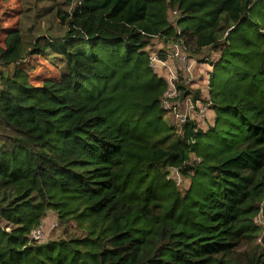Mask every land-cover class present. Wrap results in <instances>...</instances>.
<instances>
[{
    "label": "trees",
    "instance_id": "trees-1",
    "mask_svg": "<svg viewBox=\"0 0 264 264\" xmlns=\"http://www.w3.org/2000/svg\"><path fill=\"white\" fill-rule=\"evenodd\" d=\"M57 1L92 55L36 85L26 61L57 42L0 41V264H264V0ZM156 40L211 66L207 129L171 123Z\"/></svg>",
    "mask_w": 264,
    "mask_h": 264
},
{
    "label": "rangeland",
    "instance_id": "rangeland-1",
    "mask_svg": "<svg viewBox=\"0 0 264 264\" xmlns=\"http://www.w3.org/2000/svg\"><path fill=\"white\" fill-rule=\"evenodd\" d=\"M57 3L59 4L60 1L7 0L3 2L0 11V41L3 46L8 32L19 27L26 34V48L28 42H34V39L42 36L51 37L50 41L57 42L55 47L47 46L44 56H34L26 61L25 68L29 70L36 85H39L44 78L59 77L62 74L66 66L64 67L61 63L63 59L61 52H64L65 49H70L71 52L92 55L91 46L86 40L81 39L77 43H70V41L62 39L66 35L67 29L62 27L63 25L55 15L57 9L54 8V5H57ZM171 21L176 24V13L171 15ZM47 41V39H42L41 43L45 45ZM179 49H181L180 46H166L159 40L155 41L152 48L154 59H156L154 69L159 76L164 77L170 84L171 92H168L164 105L170 111L171 123L181 125L178 115H188L189 117H195L194 121L198 122L199 127L207 129L209 120L213 117V112L209 110L205 117L198 116L199 109H190V103L194 102L193 98L182 99L177 90L176 82L180 81L188 90L194 93L200 91L202 96L201 105H205L209 97V75L212 68L210 65L191 57H189V64L184 65L179 60ZM159 50L166 51L167 59L165 61H161L157 56ZM204 55L211 60L218 59V55L209 50H206ZM174 92L177 94H174ZM171 175L174 178L177 177V173L172 172ZM180 177L182 178L181 175ZM178 182L179 188L183 192L190 187L189 180L182 178V181L178 180ZM58 222L57 214L52 211L48 212V217L44 220L43 225L36 231V237L40 238L39 243L48 242L61 233ZM259 223L264 227V219L261 218ZM261 240L262 243L260 241L258 243L264 244V231Z\"/></svg>",
    "mask_w": 264,
    "mask_h": 264
},
{
    "label": "built area",
    "instance_id": "built-area-1",
    "mask_svg": "<svg viewBox=\"0 0 264 264\" xmlns=\"http://www.w3.org/2000/svg\"><path fill=\"white\" fill-rule=\"evenodd\" d=\"M177 54V53H176ZM178 56H179V60H180V62H182L184 65H188L189 64V56L185 53V51H184V49H179V51H178ZM156 59H154V57H153V59H152V65H153V67H154V61H155ZM173 80H175V79H173ZM171 92V89L169 88V90L167 91V93H166V95H165V98H167V94H168V92ZM179 92V91H178ZM174 94H177L176 92H174ZM179 94H180V92H179ZM166 101V100H165ZM165 101L163 102V103H165ZM210 105H211V103L210 102H208V103H206L205 105H201V101H197V102H191L190 103V109L191 110H194V109H199V112L197 113V115L198 116H200V117H205V115H206V113H207V111L209 110V108H210ZM165 106V105H164ZM166 108V107H165ZM178 118L180 119V123L181 124H185V123H187V121L190 119V120H194V118L195 117H193V116H191V117H189L188 115H178ZM179 121V120H178ZM179 179H181V177H179ZM37 231V230H36ZM36 231L33 233V239L34 240H36V241H39V237H36L37 235H36Z\"/></svg>",
    "mask_w": 264,
    "mask_h": 264
},
{
    "label": "water",
    "instance_id": "water-1",
    "mask_svg": "<svg viewBox=\"0 0 264 264\" xmlns=\"http://www.w3.org/2000/svg\"><path fill=\"white\" fill-rule=\"evenodd\" d=\"M261 217H262V219H264V202L262 204Z\"/></svg>",
    "mask_w": 264,
    "mask_h": 264
}]
</instances>
